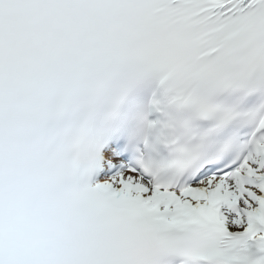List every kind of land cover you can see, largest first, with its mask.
<instances>
[{"label": "snow or ice", "instance_id": "1", "mask_svg": "<svg viewBox=\"0 0 264 264\" xmlns=\"http://www.w3.org/2000/svg\"><path fill=\"white\" fill-rule=\"evenodd\" d=\"M0 264H264V0H0Z\"/></svg>", "mask_w": 264, "mask_h": 264}]
</instances>
